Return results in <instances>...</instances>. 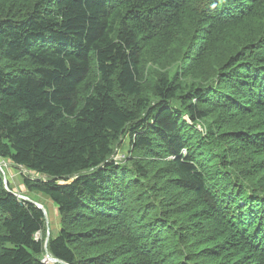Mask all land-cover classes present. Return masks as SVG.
Returning a JSON list of instances; mask_svg holds the SVG:
<instances>
[{
  "label": "trees",
  "instance_id": "16d2710c",
  "mask_svg": "<svg viewBox=\"0 0 264 264\" xmlns=\"http://www.w3.org/2000/svg\"><path fill=\"white\" fill-rule=\"evenodd\" d=\"M178 35L182 77L209 62L222 85L163 73L150 104L143 54L164 65ZM184 116L228 148L198 156ZM0 159L39 177L23 185L57 210L61 264H264V0H0ZM45 222L0 178V264H44Z\"/></svg>",
  "mask_w": 264,
  "mask_h": 264
},
{
  "label": "rangeland",
  "instance_id": "374dc122",
  "mask_svg": "<svg viewBox=\"0 0 264 264\" xmlns=\"http://www.w3.org/2000/svg\"><path fill=\"white\" fill-rule=\"evenodd\" d=\"M223 2L227 1H220V8H223ZM173 38L176 42L175 44H173V47L168 50L172 52L168 53L169 58L167 59V62L164 65L154 63L152 60L153 54L147 55L146 52H144L143 54V66L141 71L142 78L140 79V82L143 86L142 96L149 99L150 104H152L156 100L152 96L153 86L156 83L158 76L163 73L166 74L169 78H174V76H178L182 84L184 85V94L192 86H194L195 88H202L205 91H218L222 85L220 78L221 74L223 73L222 70L216 69L209 62L207 66H204V68L195 71L192 75L188 77L183 78L182 75L185 72L183 69L186 60L183 59L182 56H185L183 52L187 50L188 45L185 46V39L181 35H178L176 38L173 36ZM232 40H234V37L232 38ZM226 47L231 55L236 54L230 44H227ZM238 50H240V46L237 47V51ZM160 59L163 60L162 57ZM92 66L93 69L90 74V77L96 82L99 79V74L96 71V65L94 64ZM172 106L175 108H182L179 102H173ZM184 118H186V116H184ZM184 120L188 122V119ZM188 125H191L189 133L193 136L188 138L191 141L192 148L198 156H203L204 158H206L209 155L211 157V155L214 154L213 150L215 149V147H219L222 149L228 148V144H225L223 142L221 143V140L218 139V131L214 128L211 129L209 127V125H211V122H205V120L197 122L195 124L188 122ZM130 142L131 141L127 133L120 136L117 142H113L111 146L112 154L109 157L108 162L114 163L115 166H118L120 169H122L123 167H130L131 164L127 163V161L130 159L131 155L135 154L131 152ZM202 165L205 169L209 170V167L206 165V160H202ZM209 171L215 172V170H213V167L210 168ZM0 178L5 184V188L8 189V191L12 192L17 199L21 201H24L23 199H29L30 201L44 207L47 214V221L45 222V228L43 230L44 232L43 234H35V239H43L45 245L47 236H49V239L50 237H56L60 229L59 219L57 217V210L54 208L52 203L44 196L34 192H29L25 189L23 185V180L25 178L30 180H38L39 177L25 168L12 166L8 162L2 161L0 159ZM71 182L72 180L68 181V183ZM101 192L104 195V198H102V200L107 201L111 199V194L109 192L108 185L102 186ZM44 256L52 258L47 254L46 251L44 253ZM52 263L55 264L57 262L52 261Z\"/></svg>",
  "mask_w": 264,
  "mask_h": 264
},
{
  "label": "water",
  "instance_id": "95a60500",
  "mask_svg": "<svg viewBox=\"0 0 264 264\" xmlns=\"http://www.w3.org/2000/svg\"><path fill=\"white\" fill-rule=\"evenodd\" d=\"M23 200L26 201V202L33 203L38 209H40V210L42 211L44 217H45V220L47 221V214H46V211H45V209H44L43 206H41V205H39V204H37V203H34V202L30 201L29 199H23ZM48 241H49V236H47L46 241H45V245H44V250H45V251H46V246H47ZM49 258H50V257H49ZM50 259H51V261H53V262H57V263L60 262V261H58L57 259H52V258H50ZM60 263H62V262H60Z\"/></svg>",
  "mask_w": 264,
  "mask_h": 264
},
{
  "label": "built area",
  "instance_id": "2783aa9c",
  "mask_svg": "<svg viewBox=\"0 0 264 264\" xmlns=\"http://www.w3.org/2000/svg\"><path fill=\"white\" fill-rule=\"evenodd\" d=\"M42 262L44 264H53L52 261H51V259L48 256H44Z\"/></svg>",
  "mask_w": 264,
  "mask_h": 264
},
{
  "label": "bare ground",
  "instance_id": "6f19581e",
  "mask_svg": "<svg viewBox=\"0 0 264 264\" xmlns=\"http://www.w3.org/2000/svg\"><path fill=\"white\" fill-rule=\"evenodd\" d=\"M161 49H162V48H161ZM194 60H195V59H194ZM201 146H202V145H201ZM136 159H137V158H136ZM145 160H146V159H145ZM195 162H196V161H195ZM140 163H141V162H140ZM151 166H152V165H151ZM202 169H203V168H202ZM176 176H177V175H176ZM205 185H206V184H205ZM202 187H203V186H202ZM171 188H172V187H171ZM171 188H170V189H171ZM157 189H158V188H157ZM31 190H32V189H31ZM176 190H177V189H176ZM179 190H180V189H179ZM129 191H130V190H129ZM176 194H177V193H176ZM143 195H144V194H143ZM174 195H175V194H174ZM144 196H145V195H144ZM186 197H187V196H186ZM180 198H181V197H180ZM180 198H179V199H180ZM147 200H148V199H147ZM193 201H194V200H193ZM141 204H143V203H141ZM197 207H198V206H197ZM199 209H200V208H199ZM197 210H198V209H197ZM107 222H108V221H107ZM194 222H195V221H194ZM189 225H190V224H189ZM122 228H123V227H122ZM121 231H122V230H121ZM126 231H127V230H126ZM126 231H125V232H126ZM107 233H108V232H107ZM129 233H131V232H129ZM129 235H130V234H129ZM129 235H128V236H129ZM202 245H203V244H202ZM166 247H167V246H166ZM141 249H142V248H141ZM206 262H207V261H206Z\"/></svg>",
  "mask_w": 264,
  "mask_h": 264
},
{
  "label": "clouds",
  "instance_id": "9594fccd",
  "mask_svg": "<svg viewBox=\"0 0 264 264\" xmlns=\"http://www.w3.org/2000/svg\"><path fill=\"white\" fill-rule=\"evenodd\" d=\"M185 119H187V118H185Z\"/></svg>",
  "mask_w": 264,
  "mask_h": 264
}]
</instances>
